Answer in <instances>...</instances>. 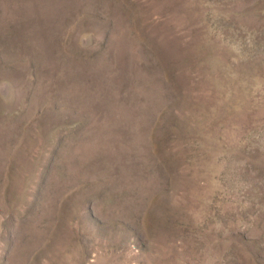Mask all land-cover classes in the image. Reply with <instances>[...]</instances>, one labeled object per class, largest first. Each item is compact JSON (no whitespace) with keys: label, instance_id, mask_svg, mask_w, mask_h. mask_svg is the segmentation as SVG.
Wrapping results in <instances>:
<instances>
[{"label":"rangeland","instance_id":"374dc122","mask_svg":"<svg viewBox=\"0 0 264 264\" xmlns=\"http://www.w3.org/2000/svg\"><path fill=\"white\" fill-rule=\"evenodd\" d=\"M0 264H264V0H0Z\"/></svg>","mask_w":264,"mask_h":264}]
</instances>
